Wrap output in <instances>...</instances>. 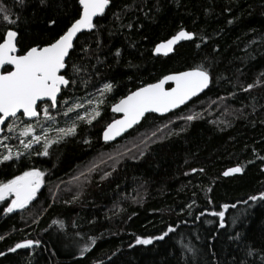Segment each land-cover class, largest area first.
Listing matches in <instances>:
<instances>
[{
  "label": "trees",
  "instance_id": "1",
  "mask_svg": "<svg viewBox=\"0 0 264 264\" xmlns=\"http://www.w3.org/2000/svg\"><path fill=\"white\" fill-rule=\"evenodd\" d=\"M79 14L78 0H0V43L13 32L16 55L41 49ZM181 30L194 39L152 55ZM190 69L206 92L101 142L114 103ZM62 76L56 107L38 109L53 132L0 150V188L42 176L27 206L0 200V264H264V0H108ZM85 104L95 116H74Z\"/></svg>",
  "mask_w": 264,
  "mask_h": 264
},
{
  "label": "water",
  "instance_id": "2",
  "mask_svg": "<svg viewBox=\"0 0 264 264\" xmlns=\"http://www.w3.org/2000/svg\"><path fill=\"white\" fill-rule=\"evenodd\" d=\"M80 14L66 32L54 43L41 49L33 48L16 55V34L7 33L0 43V135L8 121L22 117L36 120L39 106L56 107L61 89L67 85L62 76L65 61L74 43L88 33L94 22L106 11L108 0H78ZM194 39L192 33L181 30L155 45L153 56L166 57L182 43ZM8 69L7 72H4ZM210 79L199 69L168 74L155 83L129 93L110 107L116 116L103 129L101 142L112 144L138 126L148 115L165 117L191 103L208 89ZM29 174L0 188V200L14 196L11 209L26 206L38 189Z\"/></svg>",
  "mask_w": 264,
  "mask_h": 264
},
{
  "label": "rangeland",
  "instance_id": "3",
  "mask_svg": "<svg viewBox=\"0 0 264 264\" xmlns=\"http://www.w3.org/2000/svg\"><path fill=\"white\" fill-rule=\"evenodd\" d=\"M79 107H76V108H79ZM69 109H71V108H69ZM94 110H95V105L91 107V106H87L85 104L83 109H81L80 113H75L74 116H79V115L85 116L86 112H87V114H91V116H95L96 112ZM93 113H95V114L93 115ZM69 115H70L69 110L64 113V119L65 120L62 121V125H64L65 123L67 125L71 124L70 119H69ZM40 117H41L42 121H44L43 125H38V122H37L34 126L32 124H30L28 126L20 128V130L17 129L18 124H19L18 118H20V117H18L16 119H12L13 121H11V120L8 121V123L6 124L5 128L3 129V131L0 135V150H3V149L6 150V152L8 153V155L5 156L6 158L9 156H15L17 153V151L13 147H11V143L8 142L7 144H5V141L6 140L8 141L9 137L13 136V134L19 135V138L14 139V140L15 141L18 140V141H16L18 143V145L25 149V148H28L30 146H32V147L39 146L41 144L42 140H44L45 137H47L46 135H48L50 132L51 133L53 132V130L56 128L55 117H53V116H51V114L47 113V108H44V111L42 112V114H40ZM36 120H34V121H36ZM38 128L41 132L40 135L35 132L38 130ZM29 174L34 175L33 186L36 187L38 189V191L41 190V188H42V178L41 177L42 176L35 171L30 172ZM34 198L35 197H33V199ZM10 199H11V201H10V206H11V204L13 202V198L10 197Z\"/></svg>",
  "mask_w": 264,
  "mask_h": 264
},
{
  "label": "bare ground",
  "instance_id": "4",
  "mask_svg": "<svg viewBox=\"0 0 264 264\" xmlns=\"http://www.w3.org/2000/svg\"><path fill=\"white\" fill-rule=\"evenodd\" d=\"M78 17V16H77ZM94 33V32H93ZM190 112V111H189ZM195 113V112H194ZM184 114V113H183ZM193 114V113H192ZM212 114V113H211ZM184 115H187V114H184ZM179 116V115H178ZM198 117V116H197ZM200 118V117H199ZM208 118H209V116H208ZM194 119V118H193ZM184 120V119H183ZM186 121V120H185ZM208 122V121H207ZM152 128V127H151ZM88 166V165H87ZM66 175V174H65ZM66 177V176H65ZM59 180V179H58ZM55 182V181H54ZM58 183V182H57ZM81 185V184H80ZM53 186H54V184H53ZM64 186V185H63ZM83 186V185H82ZM60 189V188H59ZM62 190H63V188H62ZM65 190V189H64ZM67 191V190H66ZM38 192V191H37ZM74 194H75V192H74ZM36 195V194H35ZM70 195V194H69ZM48 196H50V195H48ZM57 196V195H56ZM55 196V197H56ZM63 196H64V194H63ZM68 196V195H67ZM70 196H72V195H70ZM53 198H54V196H53Z\"/></svg>",
  "mask_w": 264,
  "mask_h": 264
},
{
  "label": "flooded vegetation",
  "instance_id": "5",
  "mask_svg": "<svg viewBox=\"0 0 264 264\" xmlns=\"http://www.w3.org/2000/svg\"><path fill=\"white\" fill-rule=\"evenodd\" d=\"M45 104H47V103H45ZM9 197H12V198L14 199V196H12V195H11V196H9Z\"/></svg>",
  "mask_w": 264,
  "mask_h": 264
}]
</instances>
